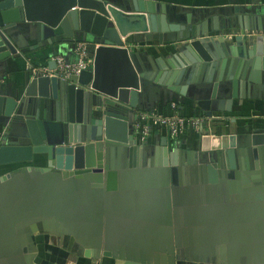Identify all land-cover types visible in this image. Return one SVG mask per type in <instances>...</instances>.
Instances as JSON below:
<instances>
[{
	"label": "water",
	"instance_id": "1",
	"mask_svg": "<svg viewBox=\"0 0 264 264\" xmlns=\"http://www.w3.org/2000/svg\"><path fill=\"white\" fill-rule=\"evenodd\" d=\"M131 4L126 12L142 16L140 39L171 48L145 66L164 70L166 58L172 69L187 66L184 86L169 89L185 96L196 85L191 107L201 115L231 113L242 83L264 89V16L236 13L235 23L204 20L173 35L163 6ZM111 14L105 0H0V63L18 54L9 31L25 22L38 28L33 49L79 37L88 52L123 48ZM206 66L216 75L200 85L194 73ZM47 68L55 69L52 59ZM94 78L34 76L22 92L0 90V167L13 168L0 176V264H36L33 240L43 235H64L62 249L69 241L78 259L264 264V142L213 156L169 149L165 139L149 146L132 128L143 81L95 90ZM225 82L229 98L219 95Z\"/></svg>",
	"mask_w": 264,
	"mask_h": 264
},
{
	"label": "crops",
	"instance_id": "2",
	"mask_svg": "<svg viewBox=\"0 0 264 264\" xmlns=\"http://www.w3.org/2000/svg\"><path fill=\"white\" fill-rule=\"evenodd\" d=\"M149 1L164 7V12L160 16L166 26L177 28L172 32L173 35L185 33L189 30L188 28L200 24L204 20H209L212 25L221 27L228 20L230 21V17H233L234 20L232 21L235 23L237 21L235 20L237 18L236 13L247 12L251 15L264 16V0ZM105 4L107 9L112 12L111 18L124 45L123 48L101 45H94L89 48L88 53H90L92 60L89 71L94 73L95 82L93 86L96 87L95 90H99L102 85L108 86L110 84L122 87L127 80H131L134 84L143 81L144 88L143 91L141 90L142 93L139 98L142 107H138L140 110L135 113V116L141 110L156 111L164 115L203 116L191 107L194 99L200 98L199 93L192 89L196 85L188 86L185 96H179L175 91L169 89L170 87L182 88L184 86V84L181 85L184 75L181 80L180 77L184 71L182 69H187V66L182 69H172L169 66L168 58H164L163 63L166 65L164 70L155 68L152 71L145 66L150 59L152 61V59L161 58L160 55L163 57L170 55L171 48L170 46L163 47L166 44L160 47L155 42H146L140 39L139 35L143 26L142 16L133 11L126 12L125 9L126 4L132 9L131 0H105ZM35 27L37 26L34 23L25 22L24 25L9 31L12 44L17 48L18 54L4 63H0V90L6 94L13 95L16 91L22 92L27 84L29 85L33 81L35 75L31 73L29 67H47L48 61L55 56H62L68 61H73L72 50L74 45L83 43L79 41L82 37H79V40L74 39L71 42L66 40L68 43L33 49L39 42L36 33L38 28L35 29ZM227 37L230 38V36ZM138 39L140 41H135ZM50 52L55 53L49 57ZM207 66L194 73L200 85H205L202 82L206 79H212L216 75L213 71L208 70ZM141 74H144L142 78ZM135 79H139V82H136ZM230 84V82L220 84V86L224 85L225 90L228 91V93L227 91L219 93L221 98L230 97ZM237 95L239 98L233 101L231 113L214 115L220 120L206 123L202 127V135L200 132L186 130L181 136L172 138L165 130L154 129L146 143L149 146H155L162 139H165L169 149L177 147L184 152L193 151L203 156L208 154L213 156L219 149L223 150V148H228L233 144L240 147L243 142H246L247 145L254 144L253 141L264 142V89L261 86L252 85L248 92L242 83L241 88L237 90ZM183 101L185 104H182ZM137 140L139 141V138ZM35 162V166H43L46 162L45 157H39ZM33 243L38 250V244L34 240ZM40 243L43 244L42 241ZM47 243L49 244V242ZM38 258L39 252L34 262L41 264V262H36ZM89 262L91 264H123L119 260L110 259H103L102 261L92 259Z\"/></svg>",
	"mask_w": 264,
	"mask_h": 264
},
{
	"label": "built area",
	"instance_id": "3",
	"mask_svg": "<svg viewBox=\"0 0 264 264\" xmlns=\"http://www.w3.org/2000/svg\"><path fill=\"white\" fill-rule=\"evenodd\" d=\"M74 60L68 61L62 56L53 57L55 69L49 70L47 67L28 69L35 76L54 77L62 82H70L73 76L78 77L81 72L89 71L92 60L89 56L87 45L76 43L72 50ZM220 120L217 117L207 118L206 116L185 117L179 114L164 115L156 111L138 112L132 126L134 136L139 142H146L154 129L165 130L172 138H177L184 134V131L191 130L196 133L201 132L202 127L212 121Z\"/></svg>",
	"mask_w": 264,
	"mask_h": 264
},
{
	"label": "rangeland",
	"instance_id": "4",
	"mask_svg": "<svg viewBox=\"0 0 264 264\" xmlns=\"http://www.w3.org/2000/svg\"><path fill=\"white\" fill-rule=\"evenodd\" d=\"M35 241L38 244V250L39 246H41L39 242L42 241L44 245H48L45 246L47 248L42 251V258L38 259L36 262H41V264H76L78 261V259L74 255H72L68 251L66 252L62 250L61 246L48 244L47 236H37Z\"/></svg>",
	"mask_w": 264,
	"mask_h": 264
},
{
	"label": "flooded vegetation",
	"instance_id": "5",
	"mask_svg": "<svg viewBox=\"0 0 264 264\" xmlns=\"http://www.w3.org/2000/svg\"><path fill=\"white\" fill-rule=\"evenodd\" d=\"M43 236L45 237V235H43ZM47 238H48L49 244L56 245V246H61V248H63V245H64V235L63 236H60V235H58V236H50V235H48ZM35 240H36V237L34 238V241ZM66 248H67L66 250H64V249H62V250L66 251V252L68 251L70 253V248L71 247H70V242L69 241H67V243H66ZM180 264H191V263L180 262Z\"/></svg>",
	"mask_w": 264,
	"mask_h": 264
},
{
	"label": "trees",
	"instance_id": "6",
	"mask_svg": "<svg viewBox=\"0 0 264 264\" xmlns=\"http://www.w3.org/2000/svg\"><path fill=\"white\" fill-rule=\"evenodd\" d=\"M12 170H13V168L9 167V166L8 167H0V172H1L0 175H4L8 172H11ZM40 245L41 246H39V258L38 259L42 258V256H43L42 251H44V249L47 248V247H45L47 245H43L42 243H40ZM58 264H63V263H58ZM76 264H91V263L89 262V260L79 258Z\"/></svg>",
	"mask_w": 264,
	"mask_h": 264
}]
</instances>
